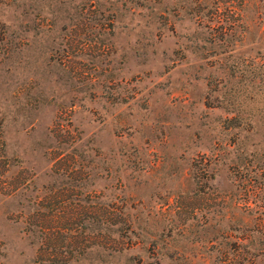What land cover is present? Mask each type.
Here are the masks:
<instances>
[{
	"label": "rangeland",
	"instance_id": "rangeland-1",
	"mask_svg": "<svg viewBox=\"0 0 264 264\" xmlns=\"http://www.w3.org/2000/svg\"><path fill=\"white\" fill-rule=\"evenodd\" d=\"M0 264H264V0H0Z\"/></svg>",
	"mask_w": 264,
	"mask_h": 264
}]
</instances>
